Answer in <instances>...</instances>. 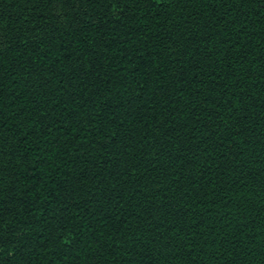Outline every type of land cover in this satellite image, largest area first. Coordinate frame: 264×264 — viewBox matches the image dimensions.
Segmentation results:
<instances>
[{"label":"trees","instance_id":"obj_1","mask_svg":"<svg viewBox=\"0 0 264 264\" xmlns=\"http://www.w3.org/2000/svg\"><path fill=\"white\" fill-rule=\"evenodd\" d=\"M0 264H264V0H0Z\"/></svg>","mask_w":264,"mask_h":264}]
</instances>
